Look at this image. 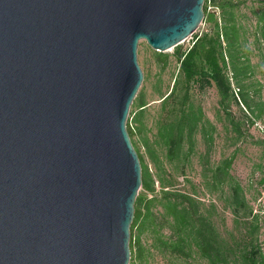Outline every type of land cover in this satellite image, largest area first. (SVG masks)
I'll return each mask as SVG.
<instances>
[{"label":"water","instance_id":"obj_1","mask_svg":"<svg viewBox=\"0 0 264 264\" xmlns=\"http://www.w3.org/2000/svg\"><path fill=\"white\" fill-rule=\"evenodd\" d=\"M204 2L0 0V264H130L139 42L178 46Z\"/></svg>","mask_w":264,"mask_h":264},{"label":"rangeland","instance_id":"obj_2","mask_svg":"<svg viewBox=\"0 0 264 264\" xmlns=\"http://www.w3.org/2000/svg\"><path fill=\"white\" fill-rule=\"evenodd\" d=\"M235 2L239 6L233 8V11L246 29L241 50L247 53L252 64V72L248 71L239 79L254 113L241 102H222L221 95L214 86L203 91L196 90L194 103L203 109V128L193 135L191 141L187 139L189 142L184 149L188 152V178L196 184V191L207 207L215 204V209L209 214L220 232L222 245L225 247L223 252L230 255L226 264H246L241 255L247 248L256 247L264 253V24L259 21V15L264 13V0ZM208 11L217 17L221 15V9L212 3L209 4ZM210 27L211 24L203 20L195 35H201ZM195 35L167 51L155 50L146 40L139 42L138 60L144 72L139 91L146 94L148 107L138 124L141 132H134L131 139L135 148L144 156V164L152 172V159H165L158 124L161 114L160 91L163 94L171 90L179 72L176 50L189 48ZM233 82L237 86L235 79ZM131 110L133 116L138 111L133 107ZM227 159L231 161L229 173L243 189L247 205L244 209L234 204L230 178L225 179L223 172L215 175L217 167ZM213 177L216 178L214 184ZM203 178L210 181L208 186L199 184ZM183 180V176L178 177V181ZM164 233L168 234V230L165 229ZM144 241L143 256L135 257V247L130 264H210L197 252L189 257L180 256L162 246H151V241L145 238Z\"/></svg>","mask_w":264,"mask_h":264},{"label":"trees","instance_id":"obj_3","mask_svg":"<svg viewBox=\"0 0 264 264\" xmlns=\"http://www.w3.org/2000/svg\"><path fill=\"white\" fill-rule=\"evenodd\" d=\"M210 3L221 9L219 17L209 13ZM236 6L239 4L235 0H205L204 20L211 24L210 29L201 35L194 33L195 38L189 48L176 50L178 75L169 92L162 94L160 91L161 114L158 124L159 137L165 148V159L153 158L152 172L144 164V156L136 149L143 173L142 189L136 199L131 227V255H134V248L137 247L136 258H141L144 254L145 238L151 241V246H162L180 256L189 257L197 252L210 264H226L229 261L230 255L223 252L225 247L222 245L220 232L209 214L215 209V204L207 207L196 191V184L188 178V152L184 148L193 135L203 128V109L194 103L196 90L203 91L214 86L220 93L222 102H241L254 113L239 79L248 71L252 72V64L247 53L241 50L246 29L245 24L236 18L233 11ZM259 16V21L264 24V13ZM147 104L146 94L139 91L132 104L138 111L133 116L131 110L127 123L131 137L134 132H141L138 124L141 123ZM230 164V159L224 160L217 167L215 175L223 172L225 179L230 178L234 204L244 209L247 205L243 189L229 173ZM179 176H183L184 180L178 181ZM205 178L199 182L200 185L210 184ZM215 182L216 178L213 177L212 183ZM235 213L238 215V211ZM165 229L168 234L164 233ZM241 257L246 264H264V253L256 247L247 248Z\"/></svg>","mask_w":264,"mask_h":264},{"label":"built area","instance_id":"obj_4","mask_svg":"<svg viewBox=\"0 0 264 264\" xmlns=\"http://www.w3.org/2000/svg\"><path fill=\"white\" fill-rule=\"evenodd\" d=\"M191 36H192V35H191ZM191 36H190V37H191ZM190 37H189V38H190Z\"/></svg>","mask_w":264,"mask_h":264}]
</instances>
